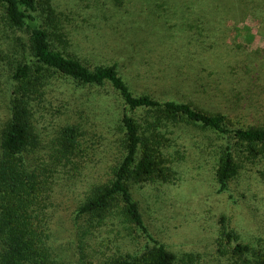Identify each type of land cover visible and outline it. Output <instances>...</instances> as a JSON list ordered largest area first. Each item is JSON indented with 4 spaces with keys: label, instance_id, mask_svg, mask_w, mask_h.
<instances>
[{
    "label": "rangeland",
    "instance_id": "374dc122",
    "mask_svg": "<svg viewBox=\"0 0 264 264\" xmlns=\"http://www.w3.org/2000/svg\"><path fill=\"white\" fill-rule=\"evenodd\" d=\"M36 1L51 50L89 69L115 64L135 96L225 116L214 130L163 107L126 111L136 161L154 163L126 184L172 264H264V145L252 152L231 132L264 129V0ZM25 41L0 4V135L14 102L29 126L22 154L0 158V264H142L145 238L118 198L77 213L125 155L123 103L48 70L41 92L28 85L16 101ZM225 147L235 174L222 190Z\"/></svg>",
    "mask_w": 264,
    "mask_h": 264
},
{
    "label": "trees",
    "instance_id": "16d2710c",
    "mask_svg": "<svg viewBox=\"0 0 264 264\" xmlns=\"http://www.w3.org/2000/svg\"><path fill=\"white\" fill-rule=\"evenodd\" d=\"M5 9L6 20L11 29L25 36V43H20V52L25 59L12 69L11 79L18 86V98L30 96L24 87L34 85L37 89L32 93L41 92L46 82L43 81V71L74 81L81 86L103 88L109 87L121 100L125 107L120 124L124 131L126 146L125 155L114 173L110 185L97 192L93 197L84 201L78 208L79 215H92L106 208L110 200L118 198L123 206L126 219L143 235L145 243L142 249V264H172V256L165 249L161 241L156 239L148 229L142 212L133 199L126 184V177L132 172L135 177H144L153 173L154 163L148 156L136 161V154L141 139L133 117L128 110L163 107L185 116L190 121L199 123L203 127L220 130L225 125L224 115H207L192 109L188 104L174 102L158 103L148 95L135 96L119 76L115 64L110 66H96L89 69L76 60L67 58L51 50L48 34L41 22V16L36 0H0ZM22 90V92H21ZM24 94V95H23ZM24 105V103H23ZM127 109V110H126ZM27 110L20 104L10 108V116L4 132L0 135V158L5 155H21L26 147L28 138ZM232 135L243 142L250 151L258 145H264V129L238 128L233 129ZM1 160V159H0ZM3 162L2 160L0 161ZM235 167L229 148L222 150L216 177L222 190H225L228 181L234 176ZM230 238V235H227ZM7 242V239L6 241ZM111 264H131L122 259Z\"/></svg>",
    "mask_w": 264,
    "mask_h": 264
}]
</instances>
